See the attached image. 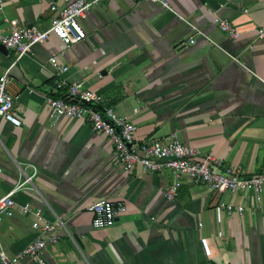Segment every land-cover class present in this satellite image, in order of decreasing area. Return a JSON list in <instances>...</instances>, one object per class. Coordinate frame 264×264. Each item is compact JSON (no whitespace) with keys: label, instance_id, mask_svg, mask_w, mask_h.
Segmentation results:
<instances>
[{"label":"crops","instance_id":"0c3cea01","mask_svg":"<svg viewBox=\"0 0 264 264\" xmlns=\"http://www.w3.org/2000/svg\"><path fill=\"white\" fill-rule=\"evenodd\" d=\"M68 1L0 0V30L12 32L10 21L46 29ZM166 1L176 14L146 0L105 1L79 19L84 41L65 46L51 36L13 69L22 125L0 120V197L32 180L14 196V217L0 224V250L9 256L42 235L40 211L63 223L45 264H264V193L258 203L253 192L221 195L183 177L169 202L171 173L125 171L106 135L85 120L52 117L46 104L63 95L54 79L68 67L63 78L84 82L133 122L138 142L177 139L244 176L264 172V41L257 38L264 0L225 8L221 0ZM217 16L241 37L224 34ZM13 61L0 44V76ZM101 201L126 211L96 230L89 209ZM221 202L244 210L228 213Z\"/></svg>","mask_w":264,"mask_h":264},{"label":"built area","instance_id":"2783aa9c","mask_svg":"<svg viewBox=\"0 0 264 264\" xmlns=\"http://www.w3.org/2000/svg\"><path fill=\"white\" fill-rule=\"evenodd\" d=\"M105 1L108 0H69L66 8L53 17L51 25L46 29H40L37 26L22 27L17 21H10L12 32L4 33L0 30V44L14 55L13 63L0 76V120L7 121L14 127L22 125L15 108L18 89L11 77L18 62L31 54L35 45L48 41L51 36L56 37L65 46L84 41L87 33L81 27L79 19ZM146 1L159 3L166 10L176 14L166 0ZM230 4L231 0H221L220 7L225 8ZM57 10V6L52 7L53 12ZM216 24L230 39L235 40L241 37L240 31L229 20L217 16ZM190 26L204 36L197 28ZM257 38L264 41V27L257 30ZM194 43V39L189 41L190 45ZM67 71L68 67H58L54 79L55 90L63 95L46 98L51 116L87 121L94 131L106 135L112 141L119 164L127 172L140 166L146 172L171 173L173 182L166 192L169 202L177 200L183 177L189 178L197 186H205L221 195L253 192L258 203L262 202L264 172L254 176H244L234 168L224 166L219 159L203 155L198 148L184 145L177 139L138 142L136 140L137 126L119 115L115 109L105 107L103 97L92 89L86 88L84 82L66 81L63 75ZM31 180L32 178H27L24 184L30 183ZM24 184H20L16 189L0 197V224L5 218L14 217L17 206L14 196ZM219 208L228 213L235 210L242 213L244 210L243 207L234 208L224 202H221ZM89 210L93 214L92 227L100 230L111 227L126 211V206L123 203L101 201L92 205ZM22 211L28 213L31 212V208L27 205L22 208ZM35 216L37 219L35 227L41 230L42 235L17 256L11 257L0 250V264H18L23 260L45 264L43 255L49 248H56L59 244L58 231L63 228V223L48 222L40 211H37Z\"/></svg>","mask_w":264,"mask_h":264}]
</instances>
